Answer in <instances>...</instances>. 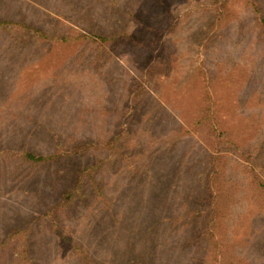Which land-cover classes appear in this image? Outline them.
Listing matches in <instances>:
<instances>
[{
    "label": "rangeland",
    "instance_id": "rangeland-1",
    "mask_svg": "<svg viewBox=\"0 0 264 264\" xmlns=\"http://www.w3.org/2000/svg\"><path fill=\"white\" fill-rule=\"evenodd\" d=\"M0 22V264H264V0H0Z\"/></svg>",
    "mask_w": 264,
    "mask_h": 264
},
{
    "label": "trees",
    "instance_id": "trees-1",
    "mask_svg": "<svg viewBox=\"0 0 264 264\" xmlns=\"http://www.w3.org/2000/svg\"><path fill=\"white\" fill-rule=\"evenodd\" d=\"M3 22H0V25H2ZM263 36H264V29H263V32H262ZM15 156L17 157V161L19 160V162L22 164V163H25L26 165H31V164H36V165H40V164H43V163H47V162H50L51 160H54L55 156L53 154H46V155H42V154H36V153H33V152H30V151H21V152H18L15 154ZM215 176H211V179L209 178V180L213 181L211 182L210 186L211 185H214V181H215ZM253 179L257 181V186L261 189V190H264V178L262 177H259L257 176L255 173L253 175ZM80 191V183L78 181V184H76L75 188L71 189L70 191H68L62 201H61V204L59 205L58 209H61V208H67L68 204L70 202H72V200L78 195ZM213 211V214L215 213L214 211L215 210H212ZM20 231V229H18L16 232H15V236H16V233ZM12 240L15 239V237L12 235L11 236ZM63 239L65 240H69L67 237L63 236ZM3 246V247H2ZM1 249H4V242L2 244ZM8 250H11V249H8ZM28 252H19V255L17 257H15L14 259H12V264H29V257H28Z\"/></svg>",
    "mask_w": 264,
    "mask_h": 264
}]
</instances>
